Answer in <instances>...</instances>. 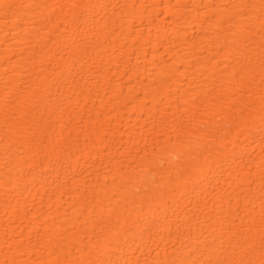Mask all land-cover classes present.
Segmentation results:
<instances>
[{
  "label": "bare ground",
  "instance_id": "obj_1",
  "mask_svg": "<svg viewBox=\"0 0 264 264\" xmlns=\"http://www.w3.org/2000/svg\"><path fill=\"white\" fill-rule=\"evenodd\" d=\"M0 264H264V0H0Z\"/></svg>",
  "mask_w": 264,
  "mask_h": 264
}]
</instances>
